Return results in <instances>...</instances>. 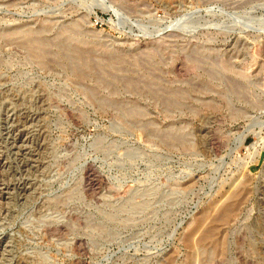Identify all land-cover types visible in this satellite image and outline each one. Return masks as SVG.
Returning a JSON list of instances; mask_svg holds the SVG:
<instances>
[{
    "label": "rangeland",
    "instance_id": "374dc122",
    "mask_svg": "<svg viewBox=\"0 0 264 264\" xmlns=\"http://www.w3.org/2000/svg\"><path fill=\"white\" fill-rule=\"evenodd\" d=\"M29 29L0 40V264H264V0H0Z\"/></svg>",
    "mask_w": 264,
    "mask_h": 264
},
{
    "label": "bare ground",
    "instance_id": "6f19581e",
    "mask_svg": "<svg viewBox=\"0 0 264 264\" xmlns=\"http://www.w3.org/2000/svg\"><path fill=\"white\" fill-rule=\"evenodd\" d=\"M75 29L76 28H74V30ZM75 32H76V30H75ZM34 34H35V32L31 29H29V30H17V31L8 33V34H0V40H5V42H7V41H10L12 39H14V40L18 39V40L22 41L24 44H26L27 46H29V48L31 50H35V49H39L41 44L38 42V39H36ZM232 84H233V82H232ZM222 98H223L224 104H223V102H221V104H223V106H227V107L233 106L230 100H227L226 98L224 100V97H222ZM205 102H203V103H205ZM169 105H170L169 103L165 102V106L168 107ZM202 105H204V104H202ZM205 105L207 107H209V109H212V108H215L218 106V104L214 103L213 101L212 102L207 101L205 103ZM202 116H209V117L213 116V117H215V114H212V113L208 114L207 113V114H203ZM246 193H247V190L245 189V187L243 185H241V186H239L237 191H234V193H231L230 194L231 196L229 195V197L227 198V200H225L223 205L218 207V209L221 211L222 215L219 218H215V220L213 221V223H217V224L211 226V228L208 231H206V233L204 234L205 235L204 238L210 237L215 230L219 229L218 225L220 223H218V222L229 220L237 212L239 205L243 203V201L246 197ZM232 200H233V202H232ZM200 224H201V221L199 220L196 223L194 230H192V231H195L197 228H199ZM203 239H200L199 242H201V240H203Z\"/></svg>",
    "mask_w": 264,
    "mask_h": 264
}]
</instances>
